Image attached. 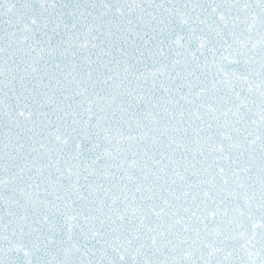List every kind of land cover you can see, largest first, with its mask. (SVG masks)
Segmentation results:
<instances>
[{"label": "snow or ice", "instance_id": "snow-or-ice-1", "mask_svg": "<svg viewBox=\"0 0 264 264\" xmlns=\"http://www.w3.org/2000/svg\"><path fill=\"white\" fill-rule=\"evenodd\" d=\"M0 264H264V0H0Z\"/></svg>", "mask_w": 264, "mask_h": 264}]
</instances>
